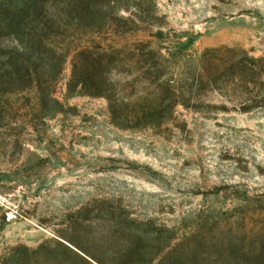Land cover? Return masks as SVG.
<instances>
[{"label":"rangeland","instance_id":"rangeland-1","mask_svg":"<svg viewBox=\"0 0 264 264\" xmlns=\"http://www.w3.org/2000/svg\"><path fill=\"white\" fill-rule=\"evenodd\" d=\"M91 1L0 0V264H264V0Z\"/></svg>","mask_w":264,"mask_h":264},{"label":"trees","instance_id":"trees-1","mask_svg":"<svg viewBox=\"0 0 264 264\" xmlns=\"http://www.w3.org/2000/svg\"><path fill=\"white\" fill-rule=\"evenodd\" d=\"M91 0H76V13L77 17L73 19V26L81 28L82 23H84V19L87 16V12L90 10L89 6L91 4ZM25 10V9H24ZM24 10L20 9L22 13ZM90 18V16H88ZM43 36L40 37L39 43H41L42 47L44 46ZM55 59H58L59 55L54 54ZM81 57H83V62L81 66V77H79L82 82L79 85L81 92H89L90 96L95 97H104L108 99L106 93V78H104V71L107 65L108 59L111 57V53H97L92 51L91 48H83L80 53H78ZM43 61V59H41ZM97 63V64H96ZM36 80V79H35ZM33 81V80H32ZM34 82V81H33ZM40 82L37 80L35 83ZM38 84V83H37ZM86 86V87H85ZM87 90V91H85Z\"/></svg>","mask_w":264,"mask_h":264}]
</instances>
